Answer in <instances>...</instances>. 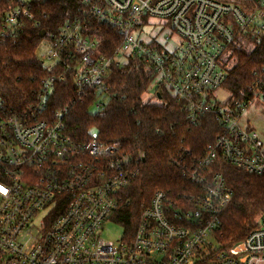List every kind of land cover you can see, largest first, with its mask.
I'll use <instances>...</instances> for the list:
<instances>
[{"label":"built area","instance_id":"1","mask_svg":"<svg viewBox=\"0 0 264 264\" xmlns=\"http://www.w3.org/2000/svg\"><path fill=\"white\" fill-rule=\"evenodd\" d=\"M46 1L16 0L0 21V37L17 38L28 23L39 28L48 18L37 16ZM103 27L119 38L110 54L94 33ZM148 29L158 33L145 41ZM248 30L264 38V0H80L72 18L45 31L49 47L40 60L48 75L35 102L23 107L0 95V264H264V214L240 244L243 252H216L233 189L211 166L221 159L264 177V142L241 125L250 105L264 103V79L250 87L251 96L216 100L227 74L220 59ZM130 57L153 71L147 93L154 88L156 97L178 100L191 124L212 116L221 128L198 158L175 161L188 189L157 191L141 206L132 233L117 214L132 204L126 192L142 154L96 132L73 139L65 128L80 104L107 111L114 97L109 77ZM58 84L72 85L73 94L52 109ZM110 224L120 228L116 241L102 236Z\"/></svg>","mask_w":264,"mask_h":264},{"label":"trees","instance_id":"2","mask_svg":"<svg viewBox=\"0 0 264 264\" xmlns=\"http://www.w3.org/2000/svg\"><path fill=\"white\" fill-rule=\"evenodd\" d=\"M15 3L16 0H0V21ZM79 6L80 0H47L37 16L47 13L48 18L39 28L28 23L19 37H0V95L6 102L23 107L35 102L41 81L48 75L37 56L43 41L41 32L57 31L78 12ZM94 33L102 51L110 54L118 46L116 30L95 28ZM244 38V46H233L236 65L227 70L222 84L236 98L251 96L250 87L264 79V38L257 41L251 30ZM152 80V69L140 58L130 57L109 77L114 97L105 113H92L87 105L80 104L65 119L66 132L73 139L86 141L96 132L102 141H119L124 150L142 154L140 174L126 192L132 204L117 214V222L130 233L138 222L141 206L148 204L157 191L176 193L188 189L175 161L192 162L221 132L212 116L191 124L182 104L164 92H158L159 103L145 102ZM72 92V85L58 84L50 108L68 102ZM211 169L220 172L233 189L231 204L216 235L220 245L216 252L232 250L259 227L258 217L264 214V177L246 174L221 159Z\"/></svg>","mask_w":264,"mask_h":264},{"label":"rangeland","instance_id":"3","mask_svg":"<svg viewBox=\"0 0 264 264\" xmlns=\"http://www.w3.org/2000/svg\"><path fill=\"white\" fill-rule=\"evenodd\" d=\"M150 23L154 25H159L165 24L166 21L159 19H151ZM140 33L141 32L138 30L133 31V35L136 38L139 37ZM144 33L146 34V36L143 37V39L145 41H150L158 33V30L148 29L147 31H144ZM165 33L167 32H162L161 36H163ZM245 43L246 39L243 36H238L234 41L233 46H244ZM233 46L228 48L220 59V65L224 66L227 70L234 68V66L236 65V60L232 55ZM48 47L49 42L47 40H43L37 51L38 58L43 59ZM229 97H231V93L223 87L219 88L216 91V100L219 102L226 101ZM144 101H150L153 104L159 103L160 100L156 97L154 88H152L151 91L144 96ZM241 125L256 132L264 142V104L260 102H255L250 105L246 114L242 118ZM262 216L263 215H260L258 217V222H260ZM109 228V231H106L104 232V234H102L103 238L107 240L116 241L121 233L120 228L114 224H110Z\"/></svg>","mask_w":264,"mask_h":264},{"label":"water","instance_id":"4","mask_svg":"<svg viewBox=\"0 0 264 264\" xmlns=\"http://www.w3.org/2000/svg\"><path fill=\"white\" fill-rule=\"evenodd\" d=\"M45 36V31L41 32V38H44ZM158 98H160V96L158 95ZM236 252H243L244 251V246L240 245L235 249Z\"/></svg>","mask_w":264,"mask_h":264}]
</instances>
